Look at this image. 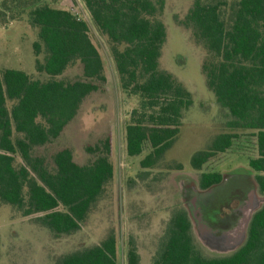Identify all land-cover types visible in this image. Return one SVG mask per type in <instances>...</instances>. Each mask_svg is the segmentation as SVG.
<instances>
[{"label": "trees", "instance_id": "16d2710c", "mask_svg": "<svg viewBox=\"0 0 264 264\" xmlns=\"http://www.w3.org/2000/svg\"><path fill=\"white\" fill-rule=\"evenodd\" d=\"M19 2L29 8V23L38 27L33 45L36 69L48 78L0 70V201L25 216L39 215L40 223L56 236L72 234L114 177L112 136L87 144L90 159L84 164L69 147L48 156L40 149L61 136L89 95L105 88L106 65L88 21L46 0ZM84 4L109 45L121 89L140 98L125 128L127 154L139 155L148 145L141 167L155 168L193 104L191 93L160 64L168 34L162 19L166 0ZM3 7L8 8L7 0H0V12ZM182 23L206 49L202 70L216 101L232 117L230 126L252 130L256 137L258 156L250 158L249 167L257 172L264 192V0H194ZM76 63L82 66L80 77H60ZM237 137L236 132L217 135L207 149L193 155L192 166L200 170L210 158L231 149ZM223 179L219 171L202 172L199 185L209 189ZM55 264H118L117 240L110 234ZM127 264H139L134 247L128 249ZM152 264H264V206L253 215L245 243L219 257L204 255L195 243L190 218L177 211Z\"/></svg>", "mask_w": 264, "mask_h": 264}, {"label": "rangeland", "instance_id": "374dc122", "mask_svg": "<svg viewBox=\"0 0 264 264\" xmlns=\"http://www.w3.org/2000/svg\"><path fill=\"white\" fill-rule=\"evenodd\" d=\"M13 1L7 0L8 8L3 7L0 12V70L18 69L33 78L46 79L48 75L36 69L33 45L38 40V27L29 23V8H24L19 2L23 0ZM46 1L54 7L76 8L87 19L84 16V0ZM193 1L166 0L162 14L168 34L162 48L161 67L186 87L193 104L185 113L178 137L159 165L152 169L141 167V161L150 151L148 145L139 155L131 156L126 151L125 128L131 111L139 106L140 98L127 95L121 89L107 41L92 22L86 20L91 24V37L102 53L107 83L103 90L85 99L61 136L40 150L48 156L58 149L69 147L75 160L84 164L90 159L85 146L111 134L114 177L86 221L72 234L56 236L40 223L39 215L25 216L13 206L0 201V264H55L60 257L97 245L110 234H114L117 240L118 264H127L130 247L136 248L139 264H152L162 249L169 224L177 211L186 213L190 218L195 243L204 255L226 256L235 251L236 248L221 252L219 248L206 245L208 240L205 237L209 234L205 230L212 234L209 244L215 242L222 247L227 242L221 237L227 227L223 229L220 225L218 229L217 226L208 225L199 213L206 212V220H215L216 216L230 213L231 207L239 206L234 195L240 193L233 192L238 181L245 188L252 187V192L255 190L254 198L257 201L262 198L257 172L249 167L250 158L258 156L256 137L252 130L238 131L230 126L232 117L216 101L207 85L202 70L206 49L195 41L191 28L182 23ZM81 74L82 66L76 63L60 77L72 79ZM230 132L239 134L231 149L210 158L200 170L192 166L196 152L207 149L217 135ZM209 171H219L224 177H230L225 184L212 186L201 194L200 175ZM190 186L197 190L190 191ZM184 188H188L187 191ZM245 193L242 192L244 196H240L243 202L247 200ZM244 212L245 209L239 216L243 217ZM232 217L233 222L230 220L228 224L232 223L234 228L238 223L234 213Z\"/></svg>", "mask_w": 264, "mask_h": 264}, {"label": "flooded vegetation", "instance_id": "af4514ba", "mask_svg": "<svg viewBox=\"0 0 264 264\" xmlns=\"http://www.w3.org/2000/svg\"><path fill=\"white\" fill-rule=\"evenodd\" d=\"M229 177H230V175L228 177H224L221 184H225ZM182 184L184 185V182H182ZM257 184H258V182H257ZM181 187L183 189V186H181ZM199 187H200V185H199ZM258 187H259V190L262 194V196H261L262 198H260L257 201L254 198V191L255 190L252 192V187L251 188L250 187L245 188V185L242 182L238 181L234 185V191L233 192L236 194H239V193L241 194V195L239 194L238 196L234 195V199L237 198L239 201V206H237L236 208L231 207L230 213H226L225 215L216 216L214 218L215 220H212V219L206 220L205 219V213L206 212H203L202 214L199 213L200 218H202L206 224L217 226L218 229H219L220 225L223 226V229L227 227L226 230H223L224 234L221 236L223 239L225 238L227 240V242H224L222 244V247L217 246V244L215 242H213V245L209 244L208 241H210L209 239H211L209 236L212 234H211V232L209 233L205 230V232L207 234H209L208 236L205 237L208 240V241H206L207 246H209L210 248H219V249H221V252H227V251H230V250L235 249V248H236L235 249V251H236L237 249H239L243 245V243H245V241L247 239V235H248L249 224L251 222L253 215L259 209H261L264 206V192L261 191L259 184H258ZM188 188L192 192L197 190V188L194 190V187H192V186H190ZM188 188H186V189L184 188V191H187ZM200 190H201V192H200ZM200 190H199V193L202 194L208 189H202L200 187ZM244 191H246L245 194L247 195V197H246L247 200L245 202H243L240 198V196H244L242 194V192H244ZM255 200L257 202H255ZM188 205L191 206L189 203H188ZM246 205H247V207H246ZM244 207H246V208H244ZM244 209H245V212L243 213V217L239 216V214L242 213ZM232 213H234V216L236 217L235 219L237 220V223H238L234 228L232 226V223L228 224L229 222H231L230 220H232V222H233ZM225 224H227V225H225ZM217 257H219V256H217Z\"/></svg>", "mask_w": 264, "mask_h": 264}, {"label": "crops", "instance_id": "0c3cea01", "mask_svg": "<svg viewBox=\"0 0 264 264\" xmlns=\"http://www.w3.org/2000/svg\"><path fill=\"white\" fill-rule=\"evenodd\" d=\"M68 0H63V2H66ZM65 9H68V8H65ZM70 10V9H69ZM84 16L85 18L87 19H84V20H90L91 21V16H90V13L89 11L87 10V8L85 7V4H84Z\"/></svg>", "mask_w": 264, "mask_h": 264}, {"label": "built area", "instance_id": "2783aa9c", "mask_svg": "<svg viewBox=\"0 0 264 264\" xmlns=\"http://www.w3.org/2000/svg\"><path fill=\"white\" fill-rule=\"evenodd\" d=\"M74 14H76L79 18H81V19H84V17H82L80 14H79V12L78 11H76V8H72V9H70Z\"/></svg>", "mask_w": 264, "mask_h": 264}]
</instances>
